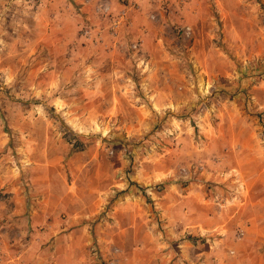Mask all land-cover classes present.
I'll return each instance as SVG.
<instances>
[{
	"label": "rangeland",
	"instance_id": "obj_1",
	"mask_svg": "<svg viewBox=\"0 0 264 264\" xmlns=\"http://www.w3.org/2000/svg\"><path fill=\"white\" fill-rule=\"evenodd\" d=\"M0 264H264V0H0Z\"/></svg>",
	"mask_w": 264,
	"mask_h": 264
}]
</instances>
